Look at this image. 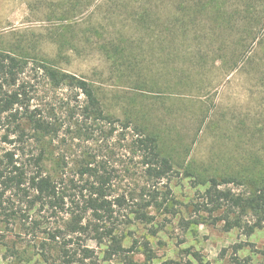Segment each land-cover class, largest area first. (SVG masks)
<instances>
[{
	"label": "rangeland",
	"instance_id": "rangeland-1",
	"mask_svg": "<svg viewBox=\"0 0 264 264\" xmlns=\"http://www.w3.org/2000/svg\"><path fill=\"white\" fill-rule=\"evenodd\" d=\"M166 2L0 0V51L28 62L19 85L31 91V109L55 130L42 140L26 126L27 136L18 142L14 126L1 124L0 159L16 145L23 148L22 162L43 152L44 170L65 198L64 209L52 204L32 209L33 197L6 193L0 202V264H65L60 251L65 243L78 254L74 264H230L233 255L264 264V227L247 237L225 231L222 223L190 229L184 224L195 218L187 210L196 194L187 170L210 177L264 169V19L253 33L209 39L206 15L184 33ZM167 22L173 35L164 31ZM220 48L243 52L239 66L233 69ZM39 64L91 82L108 120L88 118L85 96L54 86ZM139 132L158 138L176 170L170 179L157 184L146 175L136 145ZM8 135L13 145L5 141ZM87 165L111 171L113 198H126L110 228L126 249L133 248L127 257L110 259V242L93 239L91 230L100 222L82 212L89 179L79 170ZM169 189L178 201L177 216L152 210L157 220L145 225L130 214L134 202L154 192L162 201ZM72 214L91 222V230L69 228ZM82 248L93 251L92 258Z\"/></svg>",
	"mask_w": 264,
	"mask_h": 264
},
{
	"label": "trees",
	"instance_id": "trees-1",
	"mask_svg": "<svg viewBox=\"0 0 264 264\" xmlns=\"http://www.w3.org/2000/svg\"><path fill=\"white\" fill-rule=\"evenodd\" d=\"M166 5L176 10L172 20L182 24L184 33L188 29L201 24L203 15H206L205 24L210 26L206 37L215 39L222 36L227 40L236 36L235 32L253 33L254 24L259 25L264 19V0H166ZM171 22H167L164 31L170 35ZM183 32L181 36L185 35ZM238 37V36H237ZM236 37V38H237ZM227 44V43H226ZM226 57L230 56L234 63V68L239 66L240 55L243 52L235 50L228 53L227 49L221 50ZM228 53V54H227ZM225 56H222V58ZM46 77L56 86H67L77 89L85 96L87 102L86 116L96 120H108L104 114L100 99L91 82L85 78H80L66 72H62L54 65L39 64ZM28 62L18 58L11 52L0 51V125L8 123L9 129L14 126V133H18V142H22L27 136L26 126L44 140L47 136L55 133L54 127L41 119L38 113L31 109L32 94L24 86L19 85V75L25 72ZM128 129L130 124L125 125ZM11 131V130H9ZM9 135L5 141L13 145L9 140ZM137 148L144 159L146 175L157 184L175 175L176 170L172 160L167 157L159 148L158 138L150 134L139 132L136 142ZM6 152L0 159V202L6 193L11 190H18L24 197H33L32 209L37 205L45 207L49 204L63 207L65 204L57 182L44 170L45 156L42 153L32 161L22 162L24 155L23 148L17 145ZM20 151V152H18ZM253 169V168H251ZM82 177H87L85 190L89 193L85 196L82 212L86 215L91 213L96 216L99 224H95L91 230V222H85V217L72 214V222L69 228L79 227L84 232L91 230L94 232L93 239L103 242L107 239L110 244L107 254L113 257L126 256L132 249H126L123 241L114 230L110 228L117 209H123L126 198L114 199L113 197V173L105 166H83L79 170ZM185 176L190 178L192 187L195 190V198L191 205L187 207L190 216H195L186 221V229L203 223H222L225 231L240 230L247 237H251L258 229L264 227V169L255 172L250 169H239L216 174L210 177L199 176L187 170ZM240 188H246L241 191ZM29 189V192H28ZM238 190V192H237ZM172 190L163 193V200L159 199L157 192L149 194V200L134 202L130 214L137 222L145 225H153L157 217L151 214L163 211L166 215L177 216L178 201L172 195ZM77 208H80L78 206ZM83 223H86L83 226ZM113 224V223H112ZM66 247L67 244L65 243ZM65 247L60 251L65 257V264H74L78 259V254H71ZM86 259L93 256V251L82 248ZM145 252L149 261L153 260L152 252L146 244ZM48 261V257L43 254ZM230 264H250L251 257L241 258L233 255L229 259ZM130 264H135L132 260ZM152 264V263H151ZM162 264H178L173 261ZM190 264V263H189Z\"/></svg>",
	"mask_w": 264,
	"mask_h": 264
}]
</instances>
